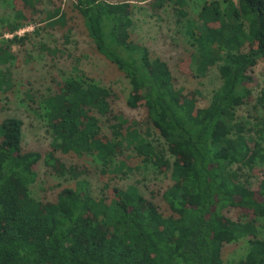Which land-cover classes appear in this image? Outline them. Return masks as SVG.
Returning <instances> with one entry per match:
<instances>
[{"label":"trees","instance_id":"16d2710c","mask_svg":"<svg viewBox=\"0 0 264 264\" xmlns=\"http://www.w3.org/2000/svg\"><path fill=\"white\" fill-rule=\"evenodd\" d=\"M14 1L13 18L3 21L12 37L0 38V90L12 86V46L30 36L16 32L36 21L37 0ZM72 1L96 51L130 82L127 105L145 108L174 160L165 159L136 121L113 109L116 95L109 88L83 74L52 79L33 107L50 134L49 150L24 151L22 120L0 121V264H225L223 247L242 238L247 252L233 264H264L258 230L264 178L252 187L246 177L264 166V88L253 98L251 87L264 60V0H148L156 15L171 8L191 48L184 64L193 77L217 68L221 84L204 107L197 104L198 89L176 87L168 63L131 40L132 3ZM58 12L49 10L44 20L63 25ZM249 103L251 113L240 117L237 109ZM130 150L143 165L170 170L172 182L160 194L169 214L136 184L105 183V192L94 197L81 178L84 166L56 155L90 156L104 176L130 169ZM41 160L48 171L74 180L54 201L36 200L29 190ZM231 209L247 218L229 217Z\"/></svg>","mask_w":264,"mask_h":264},{"label":"rangeland","instance_id":"374dc122","mask_svg":"<svg viewBox=\"0 0 264 264\" xmlns=\"http://www.w3.org/2000/svg\"><path fill=\"white\" fill-rule=\"evenodd\" d=\"M36 21L27 24L16 34L30 36L22 44H14L13 51L16 59L11 66L12 86L0 90V121L6 117H18L22 120V149L35 150L44 154L49 150L51 140L47 126L39 113L33 110L41 93L53 85L52 79L62 80L66 77L83 76L92 78L97 84L109 88L116 95L113 109L121 112L129 121H136V128L148 141L163 149L165 159L173 162L172 155L165 141L152 127L146 117V110L142 106L129 107L126 103L132 87L128 79L117 67L105 59L94 48L88 37L81 15L73 7L72 0H37ZM118 2L123 0H107ZM132 3V26L130 38L136 43L146 46L150 56L165 60L175 78L176 87H182L187 93L198 89L197 104L206 106L213 91L221 84L217 68L210 69L203 78L191 75L184 59L191 50L185 41V35L180 32L181 26L175 21L169 6L164 7L156 15L148 6V0H125ZM14 0H0V38H11L3 21L11 20L16 8ZM49 10H58L64 13L63 25H52L44 20ZM59 16V15H58ZM67 36V40H65ZM42 46L54 49L55 53L48 54ZM252 96L256 98L264 88V60H260L252 73ZM28 94L32 97L29 98ZM252 111V103L245 104L237 109L240 117H246ZM126 164L130 169L124 174L99 173L97 163L90 156L81 158L70 153L57 152V156L66 164L84 166L87 174L81 178L88 180L91 193L99 197L105 192L104 184L110 187L125 188L129 184H136L139 192L147 199L160 205L162 212L167 215V204L161 200L160 194L171 184L170 170H157L150 163L143 165L141 159L133 152L127 151ZM36 178L29 185L31 195L42 202L54 201L58 193L66 187H72L74 180L66 175L48 171L42 160L35 166ZM246 177L251 186L256 187L264 178V166L246 171ZM244 210L231 209L226 213L236 219L247 218ZM259 235L264 236V216L258 219ZM248 249L246 238L226 244L222 249V258L225 264H233L242 258Z\"/></svg>","mask_w":264,"mask_h":264}]
</instances>
